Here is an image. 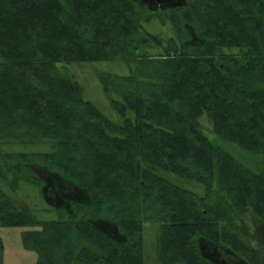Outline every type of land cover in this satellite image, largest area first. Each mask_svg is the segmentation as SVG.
<instances>
[{
	"label": "trees",
	"instance_id": "trees-1",
	"mask_svg": "<svg viewBox=\"0 0 264 264\" xmlns=\"http://www.w3.org/2000/svg\"><path fill=\"white\" fill-rule=\"evenodd\" d=\"M103 60L129 69L100 74L118 121L69 72ZM36 168L82 195L71 213L12 212L1 183L43 191ZM0 182V225L26 227L36 264H145L146 223L159 264H213L206 244L264 264V0H0Z\"/></svg>",
	"mask_w": 264,
	"mask_h": 264
},
{
	"label": "rangeland",
	"instance_id": "rangeland-1",
	"mask_svg": "<svg viewBox=\"0 0 264 264\" xmlns=\"http://www.w3.org/2000/svg\"><path fill=\"white\" fill-rule=\"evenodd\" d=\"M144 28L156 39L158 37L165 40L169 36H172L169 22L163 21L162 23L157 17H153L150 23L144 25ZM147 50H149V48ZM153 51L155 50H149L150 53H153ZM69 72L73 74L75 80L81 86L85 99L92 101L106 117L114 121L120 119L110 103V99L113 96L106 93L103 89L100 74H127L129 69L124 62L117 60L86 61L82 63L73 62L69 64ZM201 122L205 130L210 132L211 125L208 119L203 118ZM218 143L224 145L222 142ZM224 146L229 149L234 156L238 157V148L232 145ZM44 147V145L21 146L17 144L13 146L14 149L24 151L43 150ZM188 186L193 187L192 185ZM1 187L7 190L6 192L9 194H12L2 183ZM193 188H195L197 193H202L201 187L196 185ZM16 194H18L17 197L28 205L36 219L50 220L56 217L57 214L48 206V202L45 201L46 198L44 199L43 195H41L38 187L21 182L17 186ZM24 229V227L18 226H0V241L2 245L1 264H36L37 254L33 250L27 249L22 242V231ZM143 237L145 264H159L156 258L157 256H155L156 229L150 225V223L144 225Z\"/></svg>",
	"mask_w": 264,
	"mask_h": 264
},
{
	"label": "flooded vegetation",
	"instance_id": "flooded-vegetation-1",
	"mask_svg": "<svg viewBox=\"0 0 264 264\" xmlns=\"http://www.w3.org/2000/svg\"><path fill=\"white\" fill-rule=\"evenodd\" d=\"M131 1L138 4L142 9L145 8L151 10L153 13L155 12L157 15H161L163 12H167L170 9H175L177 7H181L184 5L183 4L181 6L172 7L171 4L174 3L176 0H131ZM36 171L40 175L38 176V178H43V180L46 182V186L43 188V191L42 189H40L41 195H43L42 194L43 192L45 195V196L43 195V197L44 199L46 198L45 201L48 202L47 203L48 206L53 211H55V213L57 214L56 217H58L60 212L71 213L72 204H73L72 200L74 199L81 200L82 198H80V196L82 195L73 192L71 189L70 190L65 189V186L62 188L60 183L48 182V178L44 173L41 172L40 169L36 168ZM16 193H17V189L16 192H12V194L9 195V198L13 203L12 212H14L18 216L29 215L35 218L34 214L32 213V210L29 209L28 205L22 199L17 197L18 194ZM5 199L6 197H4V200ZM254 224H264V222H257ZM150 225H152L153 227L156 226L155 224H150ZM202 251L213 264H248L243 257L223 246L218 247V246L206 244L202 246ZM0 264H1V258H0Z\"/></svg>",
	"mask_w": 264,
	"mask_h": 264
},
{
	"label": "water",
	"instance_id": "water-1",
	"mask_svg": "<svg viewBox=\"0 0 264 264\" xmlns=\"http://www.w3.org/2000/svg\"><path fill=\"white\" fill-rule=\"evenodd\" d=\"M185 4V0H176L174 3L171 4V6H181Z\"/></svg>",
	"mask_w": 264,
	"mask_h": 264
}]
</instances>
